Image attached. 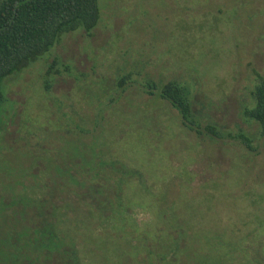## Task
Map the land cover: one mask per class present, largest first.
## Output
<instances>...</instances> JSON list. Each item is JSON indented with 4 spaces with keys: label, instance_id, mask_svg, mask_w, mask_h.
Listing matches in <instances>:
<instances>
[{
    "label": "rangeland",
    "instance_id": "374dc122",
    "mask_svg": "<svg viewBox=\"0 0 264 264\" xmlns=\"http://www.w3.org/2000/svg\"><path fill=\"white\" fill-rule=\"evenodd\" d=\"M98 2L91 36L64 35L6 84L0 210L14 212L3 217L40 225L39 215L50 217L51 181L62 179L50 157L65 168L83 159L91 186L80 193L111 218L95 245L102 263L264 264V137L243 115L264 77V0ZM169 82L187 91L201 125L243 133L252 149L184 127L159 97ZM104 158L114 163L102 167ZM62 211L91 234L88 205ZM177 235L182 249L164 258Z\"/></svg>",
    "mask_w": 264,
    "mask_h": 264
},
{
    "label": "trees",
    "instance_id": "16d2710c",
    "mask_svg": "<svg viewBox=\"0 0 264 264\" xmlns=\"http://www.w3.org/2000/svg\"><path fill=\"white\" fill-rule=\"evenodd\" d=\"M101 11L98 0H0V107L6 101V84L47 55L64 35L82 31L91 36L102 19ZM45 88L49 89L48 83ZM155 90L152 86L146 92L155 95ZM157 90L159 97L178 112L183 126L197 137L209 138L215 142L226 137L240 139L252 149L249 138L243 133L233 136L222 133L216 125H201L193 112L190 96L182 86L169 82ZM252 99L253 105L245 108L243 115L260 127L264 137V77L260 78L259 84L252 90ZM74 143L72 142L73 145ZM61 156L65 158V155ZM74 159L67 161L65 168L62 165L65 164L63 160L61 163L57 160L53 162L54 158L50 157V164L55 169L52 170L50 166V173L55 178L57 176L62 179L60 182L51 181L50 217L39 215L40 225L24 226L23 218L17 217L18 222L14 224L7 217H3L8 213L0 210V226L5 228L0 230V264H115L113 261L102 263V259L96 257L97 238L103 235L99 231L111 218L97 207L95 201H89L91 197L80 193L81 189L91 186V180L81 176L86 164L83 159L78 163ZM102 162V167L114 163L105 158ZM99 172H95L96 177L100 175ZM65 196L70 199H64ZM73 197L76 199L72 201ZM81 204L90 207L88 225L92 226V236L74 230L73 221L66 217V213H62V210L68 212ZM42 206L45 207L44 201ZM96 215L99 216L94 222ZM23 226L30 233L22 238L26 242L19 237V229ZM175 238H170V244L175 243V248H166L163 256L166 259L173 258L182 249L180 236ZM104 240L109 241L105 236ZM77 244L84 248L82 252L77 249ZM231 253L235 257L239 251L235 247ZM232 264L239 262L232 258Z\"/></svg>",
    "mask_w": 264,
    "mask_h": 264
}]
</instances>
